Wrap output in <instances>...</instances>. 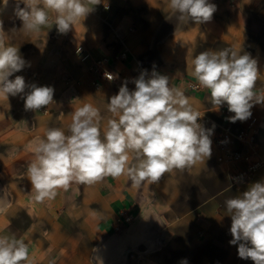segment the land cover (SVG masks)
I'll return each mask as SVG.
<instances>
[{"label": "crops", "instance_id": "1", "mask_svg": "<svg viewBox=\"0 0 264 264\" xmlns=\"http://www.w3.org/2000/svg\"><path fill=\"white\" fill-rule=\"evenodd\" d=\"M18 2L8 0L5 6L0 0L5 45L19 48L26 62L10 79L23 76L29 86L25 94L32 85L52 87L54 94L53 103L39 110L25 109V94L0 96V236L16 235L9 214L14 207H24L31 214L28 225L40 237L31 241L28 226L18 233L17 239L28 246L29 264H181L185 260L187 264H254L238 256V244L229 243L232 221L224 201L264 181V166L248 182L232 185L212 150L205 162L165 173L154 183L135 186L127 175L93 184L72 183L68 191L61 189L55 199L43 203L33 199L27 168L35 158V142L44 138L43 128H69L74 111L84 104L99 109L103 138L107 121L114 118L108 111L110 98L125 82L130 91L135 90L134 80L141 74L146 79L153 72L166 75L194 110L241 127L244 121L228 119L234 113L226 103L220 107L225 110L221 118L220 108L214 109L208 100L209 90H190L188 82L197 81L195 56L223 45L257 61L256 91L264 92V0H209L216 11L210 21L200 24L191 20L181 24L168 0H101L66 33L58 31L51 11L48 25L39 31L24 30L15 14ZM84 54L87 58L82 60ZM101 58L108 60L105 69L113 80L97 78L92 62ZM96 80L99 88L93 85ZM60 105L65 117L55 115ZM251 111L261 121L258 148L264 158V104H255ZM44 113L49 114V123L42 122ZM12 191L16 196L10 197ZM75 191L83 207L102 201V221L83 231L86 238L79 242L69 227L79 217L61 215V209L73 206L69 197ZM126 213L132 221L115 229L116 219ZM85 222L83 218L81 223Z\"/></svg>", "mask_w": 264, "mask_h": 264}, {"label": "clouds", "instance_id": "2", "mask_svg": "<svg viewBox=\"0 0 264 264\" xmlns=\"http://www.w3.org/2000/svg\"><path fill=\"white\" fill-rule=\"evenodd\" d=\"M20 2L24 7H20ZM101 0H19L15 14L23 29L39 31L48 25L49 12L56 14L54 24L66 33ZM169 8L181 24L208 22L216 11L209 0H168ZM6 6L8 0H3ZM91 5V6H89ZM0 21V96L25 94L23 76L14 73L25 67L19 48L6 46ZM193 74L201 88L208 89L213 108L225 103L234 113L230 122L245 121L255 104H264V92L256 91L257 61L232 48L203 51L193 59ZM108 80L114 77L105 73ZM135 90L121 85L108 102L114 118L107 121L103 138L99 109L84 104L72 115L68 135L49 128L46 137L33 146L34 160L27 177L37 203L55 199L59 190L68 191L72 183L93 184L106 177L127 175L139 186L157 182L165 173L191 168L212 154V129H206L185 93L170 86L169 78L153 72L134 80ZM24 96L26 110H39L53 103L54 89L30 86ZM213 127H215L213 125ZM231 217L232 245L238 244V256L264 264V181L251 184L246 191L224 201ZM250 245V246H249ZM0 264H29V249L22 239L0 236ZM181 264H187L186 260Z\"/></svg>", "mask_w": 264, "mask_h": 264}, {"label": "built area", "instance_id": "3", "mask_svg": "<svg viewBox=\"0 0 264 264\" xmlns=\"http://www.w3.org/2000/svg\"><path fill=\"white\" fill-rule=\"evenodd\" d=\"M76 52L81 54V48H77ZM87 55L82 56V60ZM108 60L101 58L94 60L92 66L97 78L107 79L105 73H110L105 69ZM111 74V73H110ZM99 81H93L95 88H99ZM190 90L197 91L200 89L198 81L188 82ZM202 117L199 119L206 129H212V150L215 152L217 163L227 175L232 185H240L248 182L257 170L264 166V158L259 152L258 137L261 131V121L256 113L251 111L250 118L244 121L241 127H233L226 120L221 119L215 121L207 116L203 111H199ZM225 115L224 108H220V117ZM213 125L215 127H213ZM132 221V216L126 213L124 216L116 219L115 229H119Z\"/></svg>", "mask_w": 264, "mask_h": 264}, {"label": "rangeland", "instance_id": "4", "mask_svg": "<svg viewBox=\"0 0 264 264\" xmlns=\"http://www.w3.org/2000/svg\"><path fill=\"white\" fill-rule=\"evenodd\" d=\"M219 46L220 47H218L217 51L226 48L223 45H219ZM58 107L59 108H58L57 112L55 113V115H58L60 117H65V115H66L65 107L63 105H60ZM48 119H49V114L44 113V116L42 118V122L44 124L49 123ZM49 128H59L62 131H64L66 135L70 134L69 128H67V126H64V127H61V126L44 127L42 130V136L44 138L46 137V132ZM100 131H101V136H102V125H100ZM2 151H3V146L0 144V154ZM11 196L12 197L16 196V193H14L12 191V193H10V197ZM87 196L90 199L92 197L91 193H87ZM69 199L73 202V206L68 211L65 208L61 209V212H62L61 215H64V216L65 215H70V216L72 215V216L79 217L78 219H80V222L79 221L76 222L78 220V219H76L74 224H69L70 230H74V232H75L74 236H76V242H79L80 240H82L83 237L86 238V235L83 233V231H86L89 228H91V230H92L95 225L99 224L102 221V201H98V200L95 202L91 201V204L89 206L83 207L82 203H81L80 194H78V192H76V191L70 192ZM30 215L31 214L24 207L12 208V210L9 214L10 229L12 232L16 233V235L14 236L15 238H17L18 233L21 230H23L24 228H26V226H28V228L31 229L30 225H28V220H27V218ZM83 218L85 219V221L87 223L86 222L84 224L81 223ZM34 230L35 229H33V230L31 229L29 233L27 232V236L31 241L36 242V241H39L40 237L37 236V232ZM39 245L44 247L45 243H40Z\"/></svg>", "mask_w": 264, "mask_h": 264}]
</instances>
